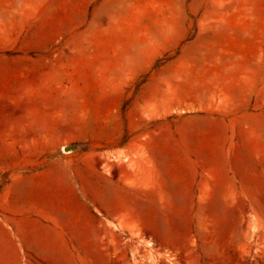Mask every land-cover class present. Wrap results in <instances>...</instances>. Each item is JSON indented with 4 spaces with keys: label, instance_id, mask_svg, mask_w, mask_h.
<instances>
[{
    "label": "rangeland",
    "instance_id": "1",
    "mask_svg": "<svg viewBox=\"0 0 264 264\" xmlns=\"http://www.w3.org/2000/svg\"><path fill=\"white\" fill-rule=\"evenodd\" d=\"M113 155L74 264H264V0H0V264H38L18 200L81 215Z\"/></svg>",
    "mask_w": 264,
    "mask_h": 264
},
{
    "label": "crops",
    "instance_id": "2",
    "mask_svg": "<svg viewBox=\"0 0 264 264\" xmlns=\"http://www.w3.org/2000/svg\"><path fill=\"white\" fill-rule=\"evenodd\" d=\"M119 150L124 149L116 147L109 151L117 152ZM109 163L112 167V176H108L107 172L99 170L97 176L100 191L96 195H92L90 191L83 194L84 200H87L88 203L86 207L82 208L81 215H76L74 192L68 193L66 197L47 193L36 201L33 199H27L24 202L18 200L14 210L18 218L13 222L20 226V231L24 230L23 237L26 241H30L26 253L33 254L38 264H74L76 255L84 256L86 263H94L96 261L91 259L92 257L106 255V247H92L88 251L76 252L74 226L76 222L80 221L90 225L102 226L104 235L89 234L87 239L90 240L107 239V234L117 235L119 231L118 211L110 203V200L116 197V190L120 188L121 170L117 165V160L114 159V155ZM149 163L153 168L149 175L158 179L156 181H160L164 177L161 160L154 159ZM146 174L148 175V173ZM112 177L114 178L111 179ZM95 204L98 205V209L92 208ZM11 231L14 233L16 228H11ZM112 257H117V254L113 253ZM116 261L114 259L110 262Z\"/></svg>",
    "mask_w": 264,
    "mask_h": 264
}]
</instances>
